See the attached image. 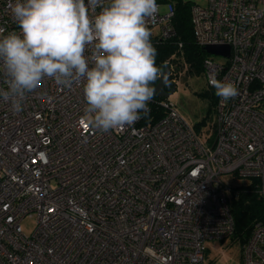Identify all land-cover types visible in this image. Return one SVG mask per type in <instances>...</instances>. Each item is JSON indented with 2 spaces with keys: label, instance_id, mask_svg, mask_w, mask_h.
<instances>
[{
  "label": "built area",
  "instance_id": "obj_1",
  "mask_svg": "<svg viewBox=\"0 0 264 264\" xmlns=\"http://www.w3.org/2000/svg\"><path fill=\"white\" fill-rule=\"evenodd\" d=\"M14 3L0 0L3 35L18 31ZM157 4L166 10L148 21L151 35L170 39L174 4ZM190 7L196 44L230 49L207 53L206 85L215 75L238 88L227 102L216 95L211 134L180 117L171 93L150 101L164 110L158 120L108 132L86 122L83 81L45 77L19 112L0 98V264H205L207 243L234 232L229 199L240 186L222 176L254 182L264 201V0ZM167 66L176 88L181 73ZM239 249L241 264H264V224Z\"/></svg>",
  "mask_w": 264,
  "mask_h": 264
},
{
  "label": "clouds",
  "instance_id": "obj_2",
  "mask_svg": "<svg viewBox=\"0 0 264 264\" xmlns=\"http://www.w3.org/2000/svg\"><path fill=\"white\" fill-rule=\"evenodd\" d=\"M18 31L0 29V98L22 110L28 93L45 77L71 87L83 81L86 122L103 132L122 130L150 113L160 77L148 21L157 0H15ZM95 16L90 13L96 11ZM92 46L91 66L84 53ZM223 101L234 98V82L209 77Z\"/></svg>",
  "mask_w": 264,
  "mask_h": 264
},
{
  "label": "trees",
  "instance_id": "obj_3",
  "mask_svg": "<svg viewBox=\"0 0 264 264\" xmlns=\"http://www.w3.org/2000/svg\"><path fill=\"white\" fill-rule=\"evenodd\" d=\"M167 1H171L174 4L175 16L172 20L176 35L161 41L151 35L150 41L157 50L156 66L161 73L168 64H173L175 69L184 76L199 77L203 73V60L208 54L201 45L196 44L191 32V2L189 0H157V2ZM179 42L182 44L181 48L178 47L177 43ZM200 95L208 98L209 108L207 114L202 116L195 124L194 129L196 131H199V128L206 124L207 115L214 110V103H216V94L213 88L201 91ZM148 107L150 108V113L147 117H144L143 113H141V123L154 122L164 115V110L157 104L149 102ZM210 127L213 129V122ZM254 186V182L240 185L237 194L229 199L234 219V232L230 237L238 241L240 247L250 236L253 223L259 221L264 224V201L261 200Z\"/></svg>",
  "mask_w": 264,
  "mask_h": 264
},
{
  "label": "rangeland",
  "instance_id": "obj_4",
  "mask_svg": "<svg viewBox=\"0 0 264 264\" xmlns=\"http://www.w3.org/2000/svg\"><path fill=\"white\" fill-rule=\"evenodd\" d=\"M191 3H197L201 6L208 5V0H189ZM165 5H161L158 9L160 12L166 10ZM154 32H157V28H152ZM213 58L218 62H224V58L219 55H212ZM175 91L170 95V101L174 104L173 106L177 110L180 117L191 127H195V124L202 118V116L207 114L209 108V100L207 97L200 95L201 91L209 90L210 88L206 85L205 76L201 73L198 76L187 77L182 73L179 75V80H177ZM214 110L208 113L206 119V124L199 128V135L211 134L210 124L214 120ZM227 180L230 188L240 186L246 183L245 178H240L238 180H231L228 175L222 176ZM231 196V192H228ZM24 230L29 233L34 226L33 219L26 218L22 222ZM240 245L239 242L232 239V237H226L222 240H211L207 243L208 253L206 252L205 264H241L240 255Z\"/></svg>",
  "mask_w": 264,
  "mask_h": 264
},
{
  "label": "water",
  "instance_id": "obj_5",
  "mask_svg": "<svg viewBox=\"0 0 264 264\" xmlns=\"http://www.w3.org/2000/svg\"><path fill=\"white\" fill-rule=\"evenodd\" d=\"M204 50L210 54H221L228 56L230 51L229 46L227 44H219V45H206L203 47ZM169 67L166 66L160 73L159 79L156 81L155 85L152 86L155 88L154 97H166L169 93L175 91V86L171 83L170 78L167 76L169 73Z\"/></svg>",
  "mask_w": 264,
  "mask_h": 264
},
{
  "label": "crops",
  "instance_id": "obj_6",
  "mask_svg": "<svg viewBox=\"0 0 264 264\" xmlns=\"http://www.w3.org/2000/svg\"><path fill=\"white\" fill-rule=\"evenodd\" d=\"M207 253H208V251H207Z\"/></svg>",
  "mask_w": 264,
  "mask_h": 264
}]
</instances>
